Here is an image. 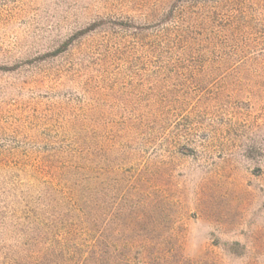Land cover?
I'll list each match as a JSON object with an SVG mask.
<instances>
[{"label":"rangeland","instance_id":"374dc122","mask_svg":"<svg viewBox=\"0 0 264 264\" xmlns=\"http://www.w3.org/2000/svg\"><path fill=\"white\" fill-rule=\"evenodd\" d=\"M0 264H264V0H0Z\"/></svg>","mask_w":264,"mask_h":264}]
</instances>
